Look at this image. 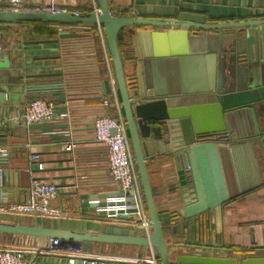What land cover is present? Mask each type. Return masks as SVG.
<instances>
[{
    "label": "crops",
    "instance_id": "0c3cea01",
    "mask_svg": "<svg viewBox=\"0 0 264 264\" xmlns=\"http://www.w3.org/2000/svg\"><path fill=\"white\" fill-rule=\"evenodd\" d=\"M52 1L60 9L76 12H81L80 8L87 3V0H29L28 5H46ZM88 3L91 8V0ZM111 6L116 15L195 23L264 17V0H112ZM26 27V33L18 35L0 24L4 45L0 63V122L3 121L4 125L0 126V151L3 148L10 152L3 165L4 175L0 176V200L4 203L24 200L33 178L53 181L59 185V194L52 205L67 210L69 214L63 217H20L14 212L0 211V221L49 227H57L60 222L63 229L83 232H102L108 225L124 224L123 219L101 215L97 208L85 206L92 201L72 193L77 190L80 195L120 191L110 175L108 151L104 144L95 141L93 131L95 118L106 110L102 104L101 87L105 91L111 89L110 69L111 73L113 71L106 34L105 41H102L95 24L79 25L75 32L67 31L83 32L87 36L83 37L82 34V37L79 36L82 38L79 46H71L69 39L59 37L63 32L50 37L36 30L33 24ZM93 29L96 32L93 36L89 35L87 31ZM137 31L139 29H126L119 35L122 46L126 48L131 43L133 49L131 59L122 54L129 76L137 73ZM251 33L254 37L255 28H251ZM97 52L104 59L101 73L95 68L69 69L70 60L95 55ZM161 72L156 69L152 73L153 77H161ZM44 73L54 75L36 76ZM163 73L162 78L166 81L168 72L163 69ZM24 75L30 78H23ZM35 98L51 100L59 109L67 108L70 111L69 122L74 126L73 136L77 142L74 150L66 151L62 148L64 139L57 131L64 124L55 122L30 127L25 124L22 113L25 106ZM34 153L41 155L45 163L43 170L38 169L37 162L31 161ZM223 155L228 187L234 197L218 207L217 218L212 216V233L219 236L222 246L254 250L252 255L261 254V250H264V150L259 141H244L238 142L229 151L224 150ZM147 163L155 203L167 240L172 244H185L181 236V225L176 229V221L172 222V214L183 208L181 186L184 172L167 155H154ZM74 183H78V189L72 185ZM26 240L29 241L28 236L0 233V246L24 245ZM49 241L48 237H31L35 245H45ZM60 242L76 245L70 240ZM30 246L34 247H27ZM95 246V251L87 252L88 255L99 257L106 264H135L131 260L140 256L141 252L138 247L130 245ZM241 250H236V254L249 255ZM35 264H69V258L63 254L42 253L37 256Z\"/></svg>",
    "mask_w": 264,
    "mask_h": 264
},
{
    "label": "water",
    "instance_id": "95a60500",
    "mask_svg": "<svg viewBox=\"0 0 264 264\" xmlns=\"http://www.w3.org/2000/svg\"><path fill=\"white\" fill-rule=\"evenodd\" d=\"M98 4L101 10L98 14L0 9V23H81L104 27L152 220L151 234L146 237L140 229L124 224L108 225L102 232H83L63 229L60 222L57 227H49L1 221L0 233L70 240L90 253L98 244L136 246L140 255H146L152 247L161 264H264V250L258 255H237L236 250L222 246V241L218 245L169 243L155 203L147 163L160 154L170 156L175 166L179 162L190 166L182 170L183 208L178 212L188 221H205L201 215L207 213L210 218H217L218 207L234 197L223 167V151H229L238 142L254 140L259 141L264 150V17L195 23L116 15L112 0H98ZM133 25L146 28L137 31V73L129 76L118 35L123 28ZM251 28H255L254 37ZM79 35L66 32L59 37ZM156 69H165L168 79L154 78L152 73ZM49 75L54 74L36 76ZM23 78L30 77L24 75ZM211 137L213 139L202 140ZM72 185L78 189V183ZM72 193L91 200L85 206L97 208L101 215L123 212L115 210L125 204L122 191L80 195L77 190ZM118 219L128 217L120 214Z\"/></svg>",
    "mask_w": 264,
    "mask_h": 264
},
{
    "label": "built area",
    "instance_id": "2783aa9c",
    "mask_svg": "<svg viewBox=\"0 0 264 264\" xmlns=\"http://www.w3.org/2000/svg\"><path fill=\"white\" fill-rule=\"evenodd\" d=\"M29 0H0V9L14 11H33V12H51L66 10L51 4H41L29 6ZM90 11L96 14L100 13L98 0H91ZM99 29L102 41H105V30L101 24H95ZM79 27L78 24H71V28ZM67 29L59 28L60 33H66ZM70 31V30H69ZM68 32V31H67ZM4 52V45L1 41L0 32V63ZM109 62V59H108ZM110 68V67H109ZM111 89L105 91L103 87L102 104L105 112L97 116L93 122L94 139L96 142L104 144L108 151L109 171L112 179L118 184L120 191L124 192L123 206L115 207V210H123L122 213L116 212L108 215L110 218L118 219L120 214L126 215L128 219H123L124 225L131 228L140 229L146 237H149L152 231V220L147 211L141 180L137 168V163L131 141L128 134L127 122L123 115V106L119 100L116 79L110 69ZM71 115L66 108H58L56 104L48 99H32L24 108L22 119L30 127L34 125H45L51 123L64 124L57 131L58 135L63 137L62 148L66 151H72L77 147V142L73 136L74 126L69 122ZM3 125V121L0 122ZM113 129L115 131L113 132ZM56 132V131H55ZM0 176L4 175V162L10 156L8 149L1 148L0 151ZM31 161L38 164V169L43 170L45 163L41 160L39 153L31 156ZM180 171L190 168L189 165L178 163ZM188 175V173H186ZM59 187L53 181H44L33 178L27 189L24 200L4 203L0 200L1 212H14L20 217L24 215H35L40 217H63L68 215L67 210H63L52 205V201L58 197ZM128 202V203H127ZM212 219V216H211ZM177 227L181 225V236L185 244L194 245H218L220 238L215 233L211 234V239L204 240L198 235L199 228L202 229L204 222H191L179 214L176 218ZM29 237V236H28ZM214 242V243H213ZM24 245L0 246V264H35L36 258L42 253H54L67 255L69 264H106L99 257H92L83 250L81 245L63 244L58 239H51L45 245H35L29 241L23 242ZM34 245L28 248L27 246ZM67 248V249H64ZM135 264H161L159 258L154 254L153 248H149L146 255H140L131 260Z\"/></svg>",
    "mask_w": 264,
    "mask_h": 264
},
{
    "label": "trees",
    "instance_id": "16d2710c",
    "mask_svg": "<svg viewBox=\"0 0 264 264\" xmlns=\"http://www.w3.org/2000/svg\"><path fill=\"white\" fill-rule=\"evenodd\" d=\"M89 3L87 0V3L85 5H83L80 9L81 12L87 13L90 12V8H89ZM217 22H220L222 20H216ZM233 21V20H232ZM0 24H3L4 26H6V30H9L11 32H15L18 35L21 34H25L26 30L25 28H27L26 26L33 24L36 28V30L40 31L42 34L44 35H48L50 37H54L55 35L59 34V28L62 27L64 29L70 30V31H76L78 29H72L71 28V24L68 23H53V22H2ZM78 25H82L81 23ZM41 26V27H40ZM146 26L143 25H133V26H128L123 28L120 32L119 35H121V33L126 30V29H130V30H134V29H145ZM148 28H152L151 26ZM96 32V29L93 30H89L87 31V33L89 35H92ZM98 32V31H97ZM81 35L79 36H83V32H79ZM83 34V35H82ZM119 35H118V45L120 47L121 53L125 54L127 57H129L130 59L133 58V49H132V45L131 43H129L128 45H126V48H124L122 46V44L119 42ZM76 36V37H71V38H64V39H69L70 42L69 44L71 46H76L80 44L79 40L81 37ZM87 35H84L83 37H85ZM82 39V38H81ZM131 40V39H130ZM68 45V44H67ZM77 51V50H74ZM126 57V58H127ZM110 62H111V66H112V71H113V75L116 79L115 76V72H114V68H113V63H112V58L110 55ZM103 64H104V59L102 60L101 55L97 52L95 55H91V56H82V57H76V59H72L70 60L68 66L69 69H74V70H87L89 68L93 69L95 68L98 73H101L102 69H103ZM129 77V76H128ZM97 80H101L100 77H98ZM117 82V80H116ZM117 91H118V96H119V100L121 101V96H120V92L118 89V85H117ZM123 115L124 114V110H123ZM203 141L208 140V138H203ZM148 211V210H147ZM149 213V212H148ZM35 216V215H34ZM179 216V213L175 212L172 214V222L174 223V221L176 220V218ZM201 219L205 220L204 222V226H202V229L199 228L198 230V235L202 236V238H204V240H208L211 237L212 232L214 231V226L211 224V218L209 216V214H205V215H201ZM179 244H183V242L179 243ZM235 249L237 251L241 250L240 248H232ZM244 251L245 253L252 255L254 253V250H241Z\"/></svg>",
    "mask_w": 264,
    "mask_h": 264
},
{
    "label": "rangeland",
    "instance_id": "374dc122",
    "mask_svg": "<svg viewBox=\"0 0 264 264\" xmlns=\"http://www.w3.org/2000/svg\"><path fill=\"white\" fill-rule=\"evenodd\" d=\"M160 75H161V77H158L156 79L159 80V81H163L164 80V78H162L164 76L163 70H162ZM150 79H151V76H150Z\"/></svg>",
    "mask_w": 264,
    "mask_h": 264
},
{
    "label": "flooded vegetation",
    "instance_id": "af4514ba",
    "mask_svg": "<svg viewBox=\"0 0 264 264\" xmlns=\"http://www.w3.org/2000/svg\"><path fill=\"white\" fill-rule=\"evenodd\" d=\"M209 139H213V138L211 137V138H208V140H209Z\"/></svg>",
    "mask_w": 264,
    "mask_h": 264
}]
</instances>
